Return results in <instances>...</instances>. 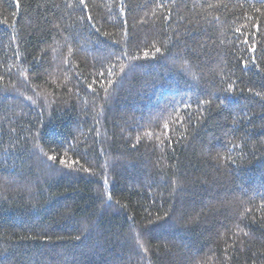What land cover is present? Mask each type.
I'll return each instance as SVG.
<instances>
[{
	"label": "trees",
	"instance_id": "1",
	"mask_svg": "<svg viewBox=\"0 0 264 264\" xmlns=\"http://www.w3.org/2000/svg\"><path fill=\"white\" fill-rule=\"evenodd\" d=\"M0 264H264V0H0Z\"/></svg>",
	"mask_w": 264,
	"mask_h": 264
},
{
	"label": "snow or ice",
	"instance_id": "2",
	"mask_svg": "<svg viewBox=\"0 0 264 264\" xmlns=\"http://www.w3.org/2000/svg\"><path fill=\"white\" fill-rule=\"evenodd\" d=\"M80 2H81V3H83V2H84V0H80ZM157 51H158V50H157ZM229 87H231V85H229ZM145 251H146V249H145Z\"/></svg>",
	"mask_w": 264,
	"mask_h": 264
}]
</instances>
